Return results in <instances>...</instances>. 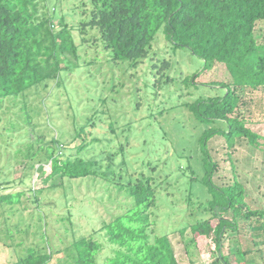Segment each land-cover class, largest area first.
Wrapping results in <instances>:
<instances>
[{"label":"rangeland","instance_id":"374dc122","mask_svg":"<svg viewBox=\"0 0 264 264\" xmlns=\"http://www.w3.org/2000/svg\"><path fill=\"white\" fill-rule=\"evenodd\" d=\"M44 6L56 25L64 19L72 28L80 53L56 79L0 100V198L13 196L12 203L0 199V264H17L27 247L43 240L61 250L51 264H71L65 248L90 235L102 243L99 258L107 256L111 245L104 224L131 207L128 184L141 171L150 172L149 162L143 169L148 157L163 171L155 233L168 234L180 264H225L212 237L198 236L187 247L192 235L181 230L195 217L183 188L190 181L179 169L188 163L184 155L191 148L196 152L191 135L208 126L195 123L187 103L200 95H224L226 88L210 83L222 78L224 67L216 64L204 71L198 87L187 84L185 76L202 71L205 60L188 48L174 49L162 30L144 62L136 67L116 62L98 31L82 24L90 16L91 0H45ZM164 60L171 68L161 74ZM242 95L245 103L238 112L262 136L260 145L242 138L228 147L223 136L212 137L209 148L219 166L215 181L239 179L249 205L264 208V91ZM55 137L62 143L61 157L74 158L78 147L86 146L80 156L95 160L106 174L57 175L46 182L52 166L48 150L58 148ZM203 188L199 192L204 197L193 195L196 208L205 203ZM246 238L227 230L222 253L233 259L248 245ZM257 261L264 264L261 258Z\"/></svg>","mask_w":264,"mask_h":264},{"label":"trees","instance_id":"16d2710c","mask_svg":"<svg viewBox=\"0 0 264 264\" xmlns=\"http://www.w3.org/2000/svg\"><path fill=\"white\" fill-rule=\"evenodd\" d=\"M44 1L0 0V100L56 79L69 63L78 60L80 50L72 28L64 19L56 25L45 12ZM91 1L90 16L82 24L98 31L103 47L116 62L129 61L135 67L144 62L162 30L174 49L188 48L205 60L202 71L185 76L187 84L193 82L198 87L197 78L204 71L216 64L224 67L222 78L210 82L226 88L224 95H200L187 103L195 123L208 126L191 135L196 152L191 148L184 155L188 163L179 167L190 181L189 188H183L188 192L187 208L195 217L181 232L192 235L188 249L198 236L212 237L225 264H261L257 260H264V208L249 205L245 184L239 179L226 184L215 181L219 166L209 142L220 135L228 147L242 138L260 145L262 136L238 111L245 103L244 92L264 91V0ZM160 67L162 74L171 68V62L164 60ZM52 142L58 148L48 150L52 166L46 182L57 175L106 174L95 160L80 156L86 146L78 147L74 158H64L58 152L60 139L55 137ZM152 159L143 161V169L149 162L150 172L141 171L128 184L131 207L104 224L109 254L100 259L102 243L93 235L83 236L65 248L71 264H180L168 234H157L153 228L164 184L163 171L156 170ZM195 183L202 187L194 188ZM202 188L207 193L205 203L196 208L193 195L204 197ZM0 199L13 202L12 195ZM227 230L247 235L248 245L233 259L222 253ZM44 241L27 247L17 264H51L61 250Z\"/></svg>","mask_w":264,"mask_h":264}]
</instances>
